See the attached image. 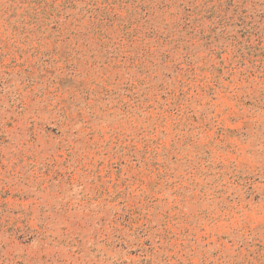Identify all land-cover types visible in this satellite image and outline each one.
Instances as JSON below:
<instances>
[{
  "label": "rangeland",
  "instance_id": "374dc122",
  "mask_svg": "<svg viewBox=\"0 0 264 264\" xmlns=\"http://www.w3.org/2000/svg\"><path fill=\"white\" fill-rule=\"evenodd\" d=\"M0 264H264V0H0Z\"/></svg>",
  "mask_w": 264,
  "mask_h": 264
}]
</instances>
